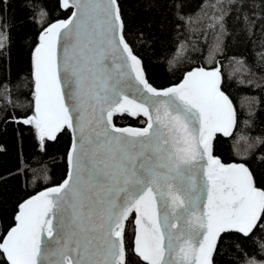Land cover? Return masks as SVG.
I'll list each match as a JSON object with an SVG mask.
<instances>
[{
  "label": "snow or ice",
  "instance_id": "1",
  "mask_svg": "<svg viewBox=\"0 0 264 264\" xmlns=\"http://www.w3.org/2000/svg\"><path fill=\"white\" fill-rule=\"evenodd\" d=\"M57 2L67 19L20 0L37 29L25 38L32 99L5 103L20 109L9 122L28 126L42 152L70 135L67 172L17 205L0 231V264H264V186L255 178L264 134L244 136L250 121L222 90L221 69L198 67L158 89L128 42L118 0ZM6 3L0 57L13 43ZM125 113L144 126L114 125ZM221 136L232 138L230 163L214 155Z\"/></svg>",
  "mask_w": 264,
  "mask_h": 264
},
{
  "label": "trees",
  "instance_id": "2",
  "mask_svg": "<svg viewBox=\"0 0 264 264\" xmlns=\"http://www.w3.org/2000/svg\"><path fill=\"white\" fill-rule=\"evenodd\" d=\"M118 2L127 21L128 42L154 87L177 84L188 71L198 67H219L222 90L232 99L238 117L250 121V126L241 128L244 136L264 134V3L261 0ZM40 3L48 10L50 19H67L71 14L61 9L57 0H40ZM175 4L181 7L177 9ZM28 11L20 0H7L3 5L4 18L13 25V43L7 54L0 57V82L7 85L6 89H0V231L13 223L20 202L58 184L67 172L64 157L70 142L68 133L57 142H49L45 153L37 146L28 126L9 122L12 114L20 115V109L5 101L32 99L25 38L31 40L37 29L25 22ZM177 13L184 19H179ZM145 121L142 116L114 117L118 126L142 127ZM231 145L232 138L221 136L214 141V155L224 163L232 162ZM31 169H36V173ZM255 178L264 186V166L255 170ZM133 227L127 222L126 245L133 239ZM226 260L227 257H217V264H226Z\"/></svg>",
  "mask_w": 264,
  "mask_h": 264
},
{
  "label": "water",
  "instance_id": "3",
  "mask_svg": "<svg viewBox=\"0 0 264 264\" xmlns=\"http://www.w3.org/2000/svg\"><path fill=\"white\" fill-rule=\"evenodd\" d=\"M59 55H60V57H61V59H62V57H63V42H61V44H60V46H59ZM143 65V64H142ZM145 76H146V74H145ZM116 115H122V114H116ZM116 115H114L113 116V118L116 116ZM125 115H128L127 113H125ZM128 116H130V115H128ZM142 116V115H141ZM132 117V116H131ZM113 124H114V119H113ZM115 125V124H114ZM117 127H134V126H131V125H129V126H117ZM217 157H219V156H217ZM222 160V159H221ZM40 192V191H39ZM38 193V192H37ZM36 193V194H37ZM35 195V194H34ZM32 196V195H31ZM29 198V197H28ZM54 223H55V221H54ZM126 223H127V221L125 222V227H126Z\"/></svg>",
  "mask_w": 264,
  "mask_h": 264
}]
</instances>
